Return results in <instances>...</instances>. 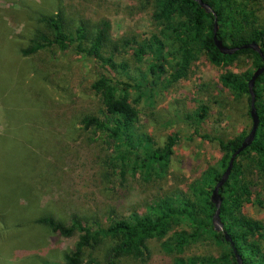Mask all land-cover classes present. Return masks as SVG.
<instances>
[{
  "label": "rangeland",
  "instance_id": "374dc122",
  "mask_svg": "<svg viewBox=\"0 0 264 264\" xmlns=\"http://www.w3.org/2000/svg\"><path fill=\"white\" fill-rule=\"evenodd\" d=\"M59 8L71 21L108 20L110 39L119 49L115 61L126 64L128 75L121 69L108 73L72 50L24 55L21 49L29 45L35 27L42 26L39 15ZM152 11L145 0H0V264H62L78 234L62 236L38 223V217L69 223L77 214L104 222L110 211L120 217L132 210L141 213L148 202L185 190L215 164L221 154L217 138H231L249 125L247 95L234 97L218 80L224 70L251 68L249 58L222 68L200 53L185 77L172 80L177 58L168 56L158 73L160 82L146 62L137 63L132 49L121 47L124 41L135 45L157 33ZM104 72L130 84L139 131L157 145L168 135L177 136L164 177H105L110 170L105 165L107 145L81 126L84 116L99 115L103 108L91 85ZM201 104L208 109L197 121L194 112ZM250 177L257 185L251 187L243 212L264 223V180ZM163 240L149 239L142 258L112 259L105 242L92 255L97 256L95 264H174L175 255L163 249ZM218 250L196 242L183 256L216 255Z\"/></svg>",
  "mask_w": 264,
  "mask_h": 264
},
{
  "label": "trees",
  "instance_id": "16d2710c",
  "mask_svg": "<svg viewBox=\"0 0 264 264\" xmlns=\"http://www.w3.org/2000/svg\"><path fill=\"white\" fill-rule=\"evenodd\" d=\"M153 6L152 19L157 33L121 47L133 50L137 63L147 64L150 74L161 72L166 57L177 58L171 67L170 78L179 80L186 76L191 64L200 53L217 67L233 65L240 57L250 59L251 68L241 72L224 70L219 82L234 97L247 95L250 107L248 81L255 69L263 65L259 54L250 48H240L233 54H222L213 41V23L216 15L217 36L228 47H240L255 42L264 53V0H202L212 12H206L194 0H145ZM42 25L33 30L29 45L22 48L24 55L40 49L49 51L72 50L89 56L97 66L106 72L124 71L125 63H117L115 55L118 46L110 39V23L106 19L88 22L80 19H66L61 8L39 15ZM149 60V62H148ZM106 72L93 81L92 89L100 95L103 108L99 115H86L81 126L90 130L93 139L107 145L105 165L109 171L106 178L115 176L125 179L129 174L144 179L162 178L167 173L176 135H168L162 145L146 133L139 131L138 110L130 101V84L117 81ZM255 108L258 126L251 144L241 151L233 162L229 177L219 188L221 205L219 218L234 243L242 264H264V223L243 212V206L252 198L253 185L257 182L250 177L264 180V72L254 82ZM207 104H201L194 112L201 121ZM249 125L231 138H217L220 156L215 164L207 166L189 182L185 190L164 193L146 204L143 212L130 211L127 216L107 213L105 221L85 218L77 214L69 223L51 216H40L37 222L53 232L70 237L78 234L74 247L63 254L62 264H95L92 255L95 248L107 243L106 255L112 259L124 257L142 258L149 239H163L161 245L173 253L174 264H238L236 254L224 234L213 228L212 217L215 205L210 196L216 182L228 165L231 154L240 146L252 126L248 110ZM207 138V136H203ZM258 199V198H257ZM196 242L210 243L219 248L216 255L201 254L184 257L185 249ZM86 251H89L86 253Z\"/></svg>",
  "mask_w": 264,
  "mask_h": 264
},
{
  "label": "water",
  "instance_id": "95a60500",
  "mask_svg": "<svg viewBox=\"0 0 264 264\" xmlns=\"http://www.w3.org/2000/svg\"><path fill=\"white\" fill-rule=\"evenodd\" d=\"M194 1H196L202 8H204L206 12H212L213 13L212 9L210 8V6L207 3L203 2L202 0H194ZM214 16H215V19H214V23H213V41H214L215 46L218 48V50L222 54H233L235 51H237L240 48H250V49L256 51L263 60V65L261 67L255 69L251 78L248 81V91H249V95H250L249 114H250V117L252 119L251 129L248 132V134L244 137V139L242 140L240 146L231 154L228 165L225 168V170L223 171V173L221 174L220 179L216 182L214 188L212 189V193L210 196L211 201L214 203V205L216 207L215 212H214L213 217H212L213 228L215 231H217V232L221 231L224 234V238L230 243L233 251L236 254L238 264H242L241 263V257L236 253L234 243H233L232 239L229 237V235L227 234L226 230L223 228V224L219 218V209H220V205H221V197L219 194V188L222 187V185L225 183V181L229 177V174H230L231 169L233 167V162L235 160V157L241 151H243L247 146H249L255 137L256 129L258 126V115H257L255 104H254L255 103V93H254L253 86H254V82H255L256 78L261 73L264 72V53L262 52L259 44L255 43V42L246 43V44L241 45L240 47H228V46L224 45L222 40L220 38H218V36H217L218 26H217V22H216V15L214 14Z\"/></svg>",
  "mask_w": 264,
  "mask_h": 264
}]
</instances>
